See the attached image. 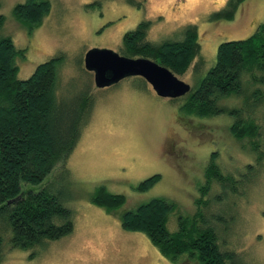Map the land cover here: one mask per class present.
Segmentation results:
<instances>
[{
	"label": "rangeland",
	"instance_id": "rangeland-1",
	"mask_svg": "<svg viewBox=\"0 0 264 264\" xmlns=\"http://www.w3.org/2000/svg\"><path fill=\"white\" fill-rule=\"evenodd\" d=\"M46 1L50 12L29 36L12 15L13 7L25 0H0V15L5 18L4 34L11 37L16 49L25 51L24 59L17 61L18 78H28L37 65L62 53L65 64L59 94L70 97L89 86L94 96L90 117L73 151L44 182L50 183L65 169L53 183L68 199L73 230L46 243L33 258L29 251L11 250L4 231L0 264H172L146 234L123 230L121 215L153 199L169 200L175 209L168 227L176 231L180 217L195 213L194 202L200 198L211 155L215 153L225 175L238 177L249 164L254 165L249 142L232 136V118L227 116H181L180 98L159 97L139 77L97 88L93 73L83 68L84 55L92 49L120 55L123 36L141 21L151 22L147 38L154 44L174 41L185 27L195 25L202 47L195 64L202 61L201 69L207 72L216 63L221 43L248 39L264 24V0H247L232 21L217 23L210 22L211 15L229 0ZM195 64L185 75L177 76L191 87L196 83ZM230 103L232 107L241 105L239 100ZM258 115L261 119L264 112ZM155 175L161 176L160 181L148 191L138 192L140 183ZM100 186L123 195L125 205L108 213L92 203L91 196ZM251 187L245 198L226 201L222 213L234 223L228 245L244 255L248 264H264V173L260 171ZM183 264L193 263L185 260Z\"/></svg>",
	"mask_w": 264,
	"mask_h": 264
},
{
	"label": "trees",
	"instance_id": "trees-1",
	"mask_svg": "<svg viewBox=\"0 0 264 264\" xmlns=\"http://www.w3.org/2000/svg\"><path fill=\"white\" fill-rule=\"evenodd\" d=\"M246 1L229 0L211 15L210 22L232 21ZM49 12L46 0H25L12 9L13 18L28 36ZM4 25L5 18L0 15V250L6 231L9 248L29 251L33 258L46 243L73 230L68 199L53 183L65 169L50 183L44 182L73 151L90 117L94 96L89 86L70 97L59 94L65 64L62 53L37 65L28 78H18L17 61L24 59L25 51L15 48L11 37L4 34ZM150 27V21H141L125 33L120 55L148 59L175 76L185 75L202 51L197 26L185 27L174 41L156 44L147 38ZM202 64H195L196 83L180 98V115L189 119L232 118L230 132L239 142L248 140L254 165L249 164L238 177L227 176L212 154L204 185L199 189L200 198L194 202L195 213L180 217L174 232L168 225L175 205L165 199H153L125 211L120 225L125 231L146 234L172 264L185 260L193 264H248L244 255L228 245L234 223L222 211L226 201L245 198L260 171L264 173V115L261 119L258 115L264 112V24L248 39L221 43L216 63L207 72L201 69ZM232 100L241 101V105L232 107ZM160 179L155 175L142 181L138 192L148 191ZM91 201L112 213L125 205L126 198L100 186Z\"/></svg>",
	"mask_w": 264,
	"mask_h": 264
},
{
	"label": "water",
	"instance_id": "water-1",
	"mask_svg": "<svg viewBox=\"0 0 264 264\" xmlns=\"http://www.w3.org/2000/svg\"><path fill=\"white\" fill-rule=\"evenodd\" d=\"M84 68L93 73L97 88H107L125 78L144 79L162 98L178 99L187 95L192 87L185 84L166 67L148 59H130L107 49H92L85 53Z\"/></svg>",
	"mask_w": 264,
	"mask_h": 264
}]
</instances>
